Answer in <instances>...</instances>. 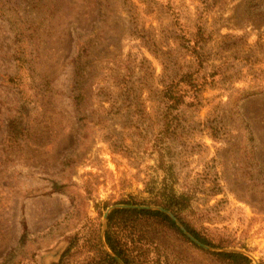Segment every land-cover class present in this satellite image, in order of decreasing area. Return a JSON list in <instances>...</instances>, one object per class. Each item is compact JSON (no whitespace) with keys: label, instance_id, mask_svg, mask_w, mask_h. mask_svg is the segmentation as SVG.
Returning a JSON list of instances; mask_svg holds the SVG:
<instances>
[{"label":"rangeland","instance_id":"374dc122","mask_svg":"<svg viewBox=\"0 0 264 264\" xmlns=\"http://www.w3.org/2000/svg\"><path fill=\"white\" fill-rule=\"evenodd\" d=\"M170 188L209 251L264 264V0H0V264L81 262Z\"/></svg>","mask_w":264,"mask_h":264},{"label":"trees","instance_id":"16d2710c","mask_svg":"<svg viewBox=\"0 0 264 264\" xmlns=\"http://www.w3.org/2000/svg\"><path fill=\"white\" fill-rule=\"evenodd\" d=\"M192 55L198 59L201 67L203 61L198 50H193ZM187 78H190L189 74L184 76V80H187ZM161 98L163 103L170 106L179 103L180 95L177 92V85L173 83L166 85L161 92ZM192 197L193 190L191 188H184L180 192L170 188L160 194L151 204L172 213L193 239L203 246L211 249L229 246V244L224 245L222 240L202 234L184 221L183 212L189 208ZM122 204L128 206H151V204L137 205L128 202ZM107 207L105 206V209ZM21 228L20 242L23 243L28 236L23 218L21 220ZM172 237L182 239L191 248L209 255L219 262L225 264H252L247 256L238 252L209 251L199 247L184 235L168 214L157 209L145 208H115L109 211L106 216L103 236L107 250L102 243L99 230L97 240L93 244V248H91L92 252L88 249L87 256L76 264H179L178 253L169 242ZM90 252L92 256H88ZM71 253V247H68L54 264H69V258L73 257Z\"/></svg>","mask_w":264,"mask_h":264},{"label":"water","instance_id":"95a60500","mask_svg":"<svg viewBox=\"0 0 264 264\" xmlns=\"http://www.w3.org/2000/svg\"><path fill=\"white\" fill-rule=\"evenodd\" d=\"M115 208H139V209H143V208H145V209H157V210H159V211H161V212H164V213L168 214V216H170V218L173 219V220L175 221L176 225L181 229V231L184 233V235H185L187 238H189L190 240H192L194 243H196L199 247H202V248H204V249H206V250H214V249L208 248V247H206V246H203V245L200 244L198 241H196L195 239H193V237H192V236H191V235H190V234L184 229V227H183V226L181 225V223H180V222L174 217V215H173L172 213L166 211L165 209L161 208V207H146V206L115 205V206L110 207V208L106 211V213L103 215V219H104L105 221H106V216H107L108 212L111 211L112 209H115ZM103 236H104V235H103ZM102 241H103V240H102ZM103 245H104L105 249L107 250L104 241H103ZM229 252H238V253H241V254H243V255L249 257L247 254H245V253H243V252L232 251V250H231V251L229 250ZM111 255L113 256V254H111Z\"/></svg>","mask_w":264,"mask_h":264}]
</instances>
